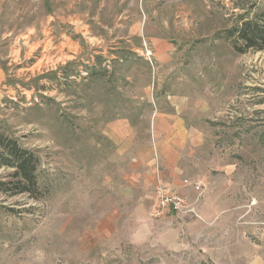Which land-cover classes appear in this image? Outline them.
Masks as SVG:
<instances>
[{
	"label": "rangeland",
	"instance_id": "1",
	"mask_svg": "<svg viewBox=\"0 0 264 264\" xmlns=\"http://www.w3.org/2000/svg\"><path fill=\"white\" fill-rule=\"evenodd\" d=\"M262 12L0 0V136L38 158L41 192H0V264H264V49L230 36ZM173 125L195 215L156 220L135 160Z\"/></svg>",
	"mask_w": 264,
	"mask_h": 264
},
{
	"label": "trees",
	"instance_id": "2",
	"mask_svg": "<svg viewBox=\"0 0 264 264\" xmlns=\"http://www.w3.org/2000/svg\"><path fill=\"white\" fill-rule=\"evenodd\" d=\"M235 37L233 49L244 53L248 50L264 49V12L255 15L253 20L244 21L231 32ZM241 42V46L236 45ZM38 158L30 151L21 148L16 141L0 136V169L11 170L10 180L0 181L1 193L26 194L34 200L41 198L37 181Z\"/></svg>",
	"mask_w": 264,
	"mask_h": 264
},
{
	"label": "crops",
	"instance_id": "3",
	"mask_svg": "<svg viewBox=\"0 0 264 264\" xmlns=\"http://www.w3.org/2000/svg\"><path fill=\"white\" fill-rule=\"evenodd\" d=\"M153 134V146L150 145L148 152L144 157L137 158V168L139 176L144 179V184L149 189H157L158 185L166 189L180 190L187 195L185 184H183V166L185 161L182 158V149L186 142L178 143L177 140H185V137H177L178 135H187L188 131L186 128L179 125H173L168 127H154L151 129ZM161 133L166 134L163 140L156 136ZM191 139L189 144L195 145V139L192 138L193 132L191 131ZM156 154V158L154 157ZM185 153V152H184ZM180 193L182 196L185 197ZM156 200V198H155ZM154 200V202H155ZM154 204V203H153ZM153 206V205H152ZM151 210V209H150Z\"/></svg>",
	"mask_w": 264,
	"mask_h": 264
},
{
	"label": "built area",
	"instance_id": "4",
	"mask_svg": "<svg viewBox=\"0 0 264 264\" xmlns=\"http://www.w3.org/2000/svg\"><path fill=\"white\" fill-rule=\"evenodd\" d=\"M156 192V200L150 210L152 219H162L169 213L185 216L195 215V210L189 201L177 191L159 186Z\"/></svg>",
	"mask_w": 264,
	"mask_h": 264
}]
</instances>
